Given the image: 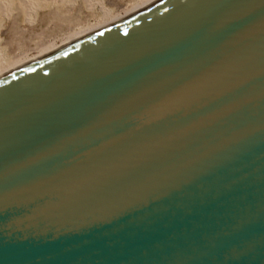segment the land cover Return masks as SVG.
I'll return each mask as SVG.
<instances>
[{
    "label": "water",
    "instance_id": "water-1",
    "mask_svg": "<svg viewBox=\"0 0 264 264\" xmlns=\"http://www.w3.org/2000/svg\"><path fill=\"white\" fill-rule=\"evenodd\" d=\"M0 264H264V0H156L0 76Z\"/></svg>",
    "mask_w": 264,
    "mask_h": 264
},
{
    "label": "rangeland",
    "instance_id": "rangeland-1",
    "mask_svg": "<svg viewBox=\"0 0 264 264\" xmlns=\"http://www.w3.org/2000/svg\"><path fill=\"white\" fill-rule=\"evenodd\" d=\"M84 2L85 0H64L58 5L53 4L52 8L50 7L51 10L58 8L55 15L47 14L49 8L37 11L33 23H29L28 17H23L14 24L13 18L5 22L2 19L3 25L0 21L2 25V28L0 27L1 59L13 61L25 55L32 57L45 45L59 43L79 28L98 23L102 16L98 8L101 5L107 14H122L139 0H91L90 3L86 0Z\"/></svg>",
    "mask_w": 264,
    "mask_h": 264
},
{
    "label": "bare ground",
    "instance_id": "bare-ground-1",
    "mask_svg": "<svg viewBox=\"0 0 264 264\" xmlns=\"http://www.w3.org/2000/svg\"><path fill=\"white\" fill-rule=\"evenodd\" d=\"M64 0H0V21L3 25V21H9L12 18L13 24L23 18L28 17L29 23H33L35 21V17L37 14V11L48 9V13L50 16L55 15L58 12L57 9L51 10L53 4H57L62 2ZM88 3H90L91 0H87ZM156 0H139V2L133 4L129 9L124 11L122 14H107V11H105L102 8V5L98 8H100L99 11L102 12V16L100 18V21L98 23H95L93 25H87L86 27L79 28V30L74 31L70 33L67 37L63 38L59 43H50L48 45H45V47H42L38 53L32 57H26V55L22 58H17L15 60H2L0 56V76L18 68L21 65H24L28 62H31L37 58H40L44 55H47L53 51H56L86 35H89L113 22H116L142 8L145 6L151 4ZM86 2V0H85ZM84 2V3H85ZM98 2V1H96ZM66 3V2H65ZM99 3V2H98ZM42 5V7H40ZM55 6V5H54ZM87 6V5H85ZM90 6V5H89ZM51 7V8H50ZM43 8V9H41ZM48 15V16H49ZM3 19V21H2ZM28 22V21H27ZM0 23V27L2 26ZM7 23V22H6ZM19 25V24H18ZM5 26V25H4ZM2 28V27H1ZM9 42V41H8ZM5 47V46H4ZM7 48V47H6ZM20 54V53H19ZM14 59V58H13Z\"/></svg>",
    "mask_w": 264,
    "mask_h": 264
}]
</instances>
